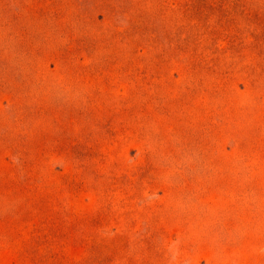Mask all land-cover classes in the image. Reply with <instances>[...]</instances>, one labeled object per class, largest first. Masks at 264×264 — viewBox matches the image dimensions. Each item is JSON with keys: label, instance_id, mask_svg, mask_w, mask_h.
Returning a JSON list of instances; mask_svg holds the SVG:
<instances>
[{"label": "rangeland", "instance_id": "rangeland-1", "mask_svg": "<svg viewBox=\"0 0 264 264\" xmlns=\"http://www.w3.org/2000/svg\"><path fill=\"white\" fill-rule=\"evenodd\" d=\"M0 264H264V0H0Z\"/></svg>", "mask_w": 264, "mask_h": 264}]
</instances>
